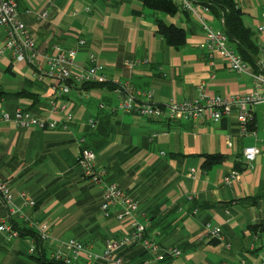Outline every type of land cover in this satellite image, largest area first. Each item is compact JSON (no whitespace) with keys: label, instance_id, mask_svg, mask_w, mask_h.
Here are the masks:
<instances>
[{"label":"crops","instance_id":"0c3cea01","mask_svg":"<svg viewBox=\"0 0 264 264\" xmlns=\"http://www.w3.org/2000/svg\"><path fill=\"white\" fill-rule=\"evenodd\" d=\"M17 1L20 18L36 30L40 47L53 43L76 47L83 38L86 43L78 46V62L87 64L88 54L94 53L108 77L154 90L158 103L196 97L201 84L223 97L248 93L254 85L252 69L234 71L221 57L212 62L200 46L205 36L201 17L221 29V21L211 12L199 11L202 16L184 10L175 15L156 13L142 0H55L50 17L39 21L37 12L47 7L46 0ZM236 2L244 12L245 23L257 31L264 44V29H260L264 26V0ZM157 17L185 28L186 42L179 47L170 45L157 31ZM5 36L0 28V44ZM129 59H137L133 69L125 64ZM262 63L264 66V50ZM9 67L16 76H33L30 67L4 51L0 54V82L5 72H11ZM11 84L17 88L13 92L32 88L25 80ZM33 89L41 93L34 114L44 120L53 118L49 83L39 82ZM3 92L0 89V174L9 180L18 205L23 191L37 200L47 195L38 208H26L25 212L49 222L50 243L59 245L60 240L90 234L120 237L129 231L130 222L116 217L118 207L111 209L109 217L102 213L103 191L85 178L77 162L75 138L86 133L89 112H95L100 101L112 102L116 96L107 89L89 94L72 90L61 98L75 116L68 129L60 125L44 129L1 120L2 110L13 112L18 106L33 103L32 98H13ZM84 94L87 100L82 98ZM60 110L63 116L64 108ZM252 112L251 127L246 132L240 127L236 108L219 121L205 117L170 120L121 112L111 118L113 133L104 145L94 149L97 167L109 169L112 157L131 153L118 172H111L115 182L138 200L135 216L141 222L150 221L148 236L166 250L174 246L181 249L179 256L162 261L141 244H131L118 252L127 264H264L260 251L264 246V103L252 106ZM250 145L261 148L251 164L244 158V150ZM207 153H221L227 158L206 169L203 163ZM241 157L247 168L238 171ZM192 169L196 171L192 173ZM233 172H237L234 181L225 183L223 177ZM7 211L0 208L1 214ZM207 223L220 229L223 239L218 243L211 242L214 236ZM250 225L257 228L253 230ZM93 243L90 248L97 252L106 245L105 241ZM21 247L18 241L0 243V250L7 251L3 262H9L12 252Z\"/></svg>","mask_w":264,"mask_h":264},{"label":"built area","instance_id":"2783aa9c","mask_svg":"<svg viewBox=\"0 0 264 264\" xmlns=\"http://www.w3.org/2000/svg\"><path fill=\"white\" fill-rule=\"evenodd\" d=\"M47 7L37 12V19L47 20L51 15V8L55 6V0H46ZM183 7L191 12L202 16L199 11L210 12L207 6L193 3L190 0H183ZM89 10L90 7L88 6ZM31 11V10H29ZM205 27V36L200 42V46L205 49L208 58L213 62L216 57H221L228 68L237 72H248L251 68L235 50L230 43L228 35L222 29H215L208 25L201 17ZM0 28L5 33V39L0 44V54L9 51L13 60L24 62L32 70L35 79L49 83L54 98L52 103L53 118L41 119L23 106H18L13 112L2 110L1 120L12 122L21 127L55 128L62 125L68 129L69 122L74 119V114L69 108L62 104L63 95L72 91L68 81H91V82H111L113 94L116 102L110 105L111 110L125 113H134L141 116H150L170 120H198L205 117L219 121L223 116L229 115L236 108L241 129L248 131V123L253 118L252 106L264 103V74L251 71L254 79L252 89L245 94L231 97H223L210 93L206 84H201L199 94L193 98L183 100L171 99L168 103L161 104L154 99V90L140 89L129 82H122L118 78H109L105 73V67L99 62L94 53H89L87 64H82L77 60L78 46L84 45L86 40L78 39V46L64 47L60 43H53L50 46L40 47L38 45V34L36 30L26 24L20 18L19 4L17 0H0ZM264 29V26L260 27ZM137 61L126 60L125 64L129 69H133ZM81 93H86L81 92ZM101 108H106L105 101H100ZM61 108H64L63 116L60 115ZM54 114L60 115L54 116ZM89 124L97 125V120L89 119ZM79 150L80 140H77ZM261 152V148L256 145L247 146L244 150L245 160L251 164ZM96 155L92 149L85 148L81 151V164L87 176L92 182L99 185L103 191L102 213L109 217L113 207H118L116 217L119 221H129L131 228L120 237H111L102 253L91 250L79 239L70 238L59 242V247L50 252V257L61 259L69 264H97L100 259L107 260L110 264H126L119 251L133 243H140L147 248L157 259H163L170 254L173 257L179 256L181 250L178 247L164 249L158 241L151 240L144 236L148 222H141L135 216L139 209V202L134 195L124 190L116 182H109L102 179L106 174L104 167L97 168L95 163ZM192 173L196 170L192 169ZM237 172L225 175L223 181L232 183ZM21 204L14 201L9 180L0 174V208H7V213L0 214V233L7 238H16L19 231L13 227L10 221L11 214L20 213L22 217L29 219L25 213V208L36 204L34 197L26 192L20 193ZM31 225L37 228L44 239H49L50 224L46 220H32ZM207 229L212 236L220 240L223 236L219 228L212 227L210 223ZM34 250L32 245L30 251ZM227 264V263H223Z\"/></svg>","mask_w":264,"mask_h":264},{"label":"trees","instance_id":"16d2710c","mask_svg":"<svg viewBox=\"0 0 264 264\" xmlns=\"http://www.w3.org/2000/svg\"><path fill=\"white\" fill-rule=\"evenodd\" d=\"M190 1H192L193 3H199L204 6H207L210 12L215 16V18L221 21V29L228 35L230 43L233 45L235 50L242 56L245 62L250 66L252 71L256 73L264 74V66L262 63L264 44L261 41L257 31L245 23L244 12L239 7L236 0H190ZM142 2L146 8H149L156 13L161 12L169 15H175L183 10L188 12V10H186L183 7L184 5L183 0H142ZM156 23H157L158 33H160L170 45L179 47L186 42L187 30L185 28L180 27L174 23H168L160 17H157ZM134 61H137V59H134ZM10 70L12 73H14L12 71V68H10ZM32 78H28V79L25 78L26 83H28L32 88L25 87L22 90H18L15 92H3V93H5L6 96H11L13 98H20V97L32 98L33 103L30 106H26L25 108L30 110L32 113H34V111L32 110H34V108L36 109L38 108V103L41 98V93L37 90H34L33 87H36L39 84V82L42 81L35 79L33 76ZM68 82L70 83L73 91L80 93L84 91L90 92L95 89H107L109 92L113 93L114 85L111 82H91V81L78 82L74 80ZM44 87L46 88V86ZM114 99L115 101L117 100V98ZM105 103H106V108H101L98 103L97 110L95 112L91 111L92 113L89 112L90 118H94L95 120H97V125L94 127L91 124H89L88 121L90 118H88L87 121L88 129L86 130V133L83 136H78V137L76 136L75 138L76 142L77 140H80V146L78 150L79 156L77 157V162L80 164H81V151L83 149L89 148L94 151V149L100 148L102 145H104L109 135L113 133L111 118L120 111L110 109V105L113 103V100L112 102L105 101ZM250 127L251 125L248 128ZM129 155H131V153L128 154L120 153L112 157L109 162V165H107V166H111V168L108 169L104 167L106 170V174L102 177V179L109 182H115V177L114 175L111 174V172L114 171V169H116V172H118L117 170H119L121 164L129 157ZM204 156H205V160L203 163V167L206 169H209L214 165L221 164L227 158L226 155L221 153H207L204 154ZM241 158H242L241 159L242 162H239L241 166H237L236 169L238 171H242L245 168H247L246 164L243 163V157ZM83 175L85 176V178H87V180L91 181L90 176H87L85 174V171H83ZM56 188L57 186L54 187V189ZM46 196H47L46 194H43L38 200L35 199L36 204L28 208H38L40 204L44 202ZM25 213L26 215H28L29 219L22 217L20 213L11 214L10 216L11 224L13 225L14 228H16L19 231L18 237L9 239L3 233H0L2 235V237L0 235V243L3 242L10 243L17 240L18 243L22 245L21 248L16 249L15 251L12 252L11 260L9 262L3 263V259L2 260L0 259L1 260L0 262H2L3 264H20L19 262L16 261L18 259V260H25L27 263L30 264L31 263L32 264H69L64 260L50 257L49 255L50 252L53 249L57 248L59 245H57V243L56 244L50 243L51 235L49 239L42 238L39 230L31 225L32 220H42L41 218L33 217L31 214L27 212ZM110 215H111V211H110ZM145 222H148V225L144 232V236L151 240H155L148 236L150 221L146 220ZM81 226L82 228L80 227L78 228L83 229V225ZM250 227L253 228V230H255L257 228V225H250ZM91 236L99 238L100 240L95 241L94 237L92 238ZM106 237H107L106 234H103L102 236H99V234L97 235L90 234L87 237H83V238L75 237V238L79 239L85 246L91 247L94 241L96 242V244L105 241L107 245V242L111 237L110 238H106ZM219 240L220 239L218 237L215 238L213 237L211 242L218 243ZM133 244L136 245L137 243H133ZM32 245L34 246V250L31 252L30 248ZM128 246L124 247L122 250L126 249ZM105 248L102 251H99V253H102L105 250ZM145 249L150 253V251L147 248ZM172 258L174 257L171 256L170 254H167L163 259L160 260L167 261V260H171ZM125 263L127 264L128 262L125 261ZM97 264H110V263L107 260L100 259L97 261Z\"/></svg>","mask_w":264,"mask_h":264},{"label":"rangeland","instance_id":"374dc122","mask_svg":"<svg viewBox=\"0 0 264 264\" xmlns=\"http://www.w3.org/2000/svg\"><path fill=\"white\" fill-rule=\"evenodd\" d=\"M1 78H2V82H0V89H2L3 91L5 90L6 92H11L12 91V89H17L16 88V86H11L12 84H11V81L12 82H17V81H20V80H25V78L24 77H19V76H16V75H14L13 73H11V72H5V74L4 75H2L1 76ZM27 87H28V85H27ZM11 90V91H10ZM13 92V91H12ZM88 94H89V92H87ZM109 94H111V92H108ZM84 100H87V97L85 96V94L83 95V97H82ZM94 101H95V97H91ZM113 100V102L115 103L116 101H115V99H112ZM121 114L122 115H125V113H123V112H121ZM126 116H129L128 114L126 115ZM29 172V171H28ZM27 174V173H26ZM6 236V235H5ZM7 237V236H6ZM13 243H17V240H15V241H13ZM260 251H261V254H264V246L260 249ZM7 254V251H5V250H0V259H5L6 257L5 256H7L6 255ZM4 263V262H3ZM2 262H0V264H3Z\"/></svg>","mask_w":264,"mask_h":264}]
</instances>
